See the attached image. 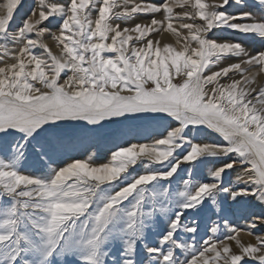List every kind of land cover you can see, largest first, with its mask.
Masks as SVG:
<instances>
[{
	"label": "snow or ice",
	"instance_id": "snow-or-ice-1",
	"mask_svg": "<svg viewBox=\"0 0 264 264\" xmlns=\"http://www.w3.org/2000/svg\"><path fill=\"white\" fill-rule=\"evenodd\" d=\"M257 4L33 0L15 25L0 4V264H264L227 216L254 198L264 231V50L212 38L264 39ZM133 121L159 138L76 158Z\"/></svg>",
	"mask_w": 264,
	"mask_h": 264
},
{
	"label": "rangeland",
	"instance_id": "rangeland-1",
	"mask_svg": "<svg viewBox=\"0 0 264 264\" xmlns=\"http://www.w3.org/2000/svg\"><path fill=\"white\" fill-rule=\"evenodd\" d=\"M23 7L16 13L14 19V25L19 23L20 20L24 17L25 13L28 12L29 7L33 4V0H22ZM123 2V0H121ZM129 3L132 0H128ZM148 2V0H145ZM6 3V0H0V4ZM244 3L248 5H254L253 12L257 17H259L262 13L257 4V0H244ZM3 9H0L2 12ZM217 42H240L242 45L252 54H256V52L260 50H264V39H261L257 36H244L238 32L232 31H223L217 32L214 37ZM46 42H49L46 39ZM50 46L53 48V51H56L54 42L50 43ZM3 62H0V67H3ZM133 126L132 130L129 131V126ZM135 125H142L140 128L134 127ZM151 125L150 131H144V126ZM177 126V125H174ZM91 127V126H90ZM159 128L157 126V122H127L124 125H116V124H109L106 125L104 129L101 130L99 136L93 137L90 140H86L84 145L79 149V152H82L83 155H77L76 158H87V156L91 155L93 161H95L96 165L102 163H108L110 160V150H114V144H121L123 146H128L129 143H151L153 138H159L157 136V132ZM196 135L198 138H202L207 142H215L219 139V134L212 133L211 130H202L195 133H190V135ZM91 145V146H90ZM86 149V151H85ZM75 155V154H74ZM222 158H210L209 162L205 165L201 166L200 174L201 176L208 175V168L218 166L217 161ZM142 167V165H141ZM235 172H230L225 176L226 180H235ZM253 201L254 204L257 206L250 207L247 210L240 209V208H232L227 213L230 222L233 223L235 226L240 227L243 231L240 233L242 240L255 242V235H264V231L257 229L254 232L252 237L247 235V224L250 222L251 214H257L260 211L258 206V202L254 201V198H248ZM231 204V201H229ZM216 217L214 216L213 219Z\"/></svg>",
	"mask_w": 264,
	"mask_h": 264
}]
</instances>
